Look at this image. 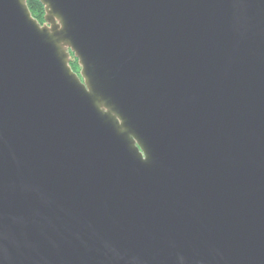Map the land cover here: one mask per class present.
Masks as SVG:
<instances>
[{
    "label": "water",
    "instance_id": "water-1",
    "mask_svg": "<svg viewBox=\"0 0 264 264\" xmlns=\"http://www.w3.org/2000/svg\"><path fill=\"white\" fill-rule=\"evenodd\" d=\"M40 1L0 0V264H264V0Z\"/></svg>",
    "mask_w": 264,
    "mask_h": 264
},
{
    "label": "trees",
    "instance_id": "trees-1",
    "mask_svg": "<svg viewBox=\"0 0 264 264\" xmlns=\"http://www.w3.org/2000/svg\"><path fill=\"white\" fill-rule=\"evenodd\" d=\"M28 9L31 15L41 24L45 23V7L44 4L41 3L40 0H25ZM69 54V65L73 71H75L78 75H80L81 64L78 61L77 56L74 52L68 47L67 48Z\"/></svg>",
    "mask_w": 264,
    "mask_h": 264
},
{
    "label": "rangeland",
    "instance_id": "rangeland-1",
    "mask_svg": "<svg viewBox=\"0 0 264 264\" xmlns=\"http://www.w3.org/2000/svg\"><path fill=\"white\" fill-rule=\"evenodd\" d=\"M80 76V75H79Z\"/></svg>",
    "mask_w": 264,
    "mask_h": 264
}]
</instances>
